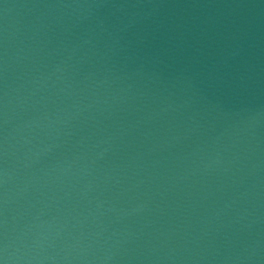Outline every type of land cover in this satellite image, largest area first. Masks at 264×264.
<instances>
[{
	"label": "water",
	"instance_id": "obj_1",
	"mask_svg": "<svg viewBox=\"0 0 264 264\" xmlns=\"http://www.w3.org/2000/svg\"><path fill=\"white\" fill-rule=\"evenodd\" d=\"M0 264H264V244L0 36Z\"/></svg>",
	"mask_w": 264,
	"mask_h": 264
}]
</instances>
